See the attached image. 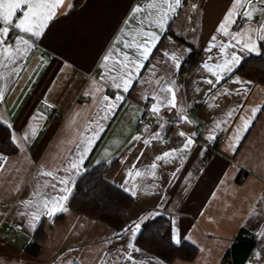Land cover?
Wrapping results in <instances>:
<instances>
[{
	"label": "crops",
	"instance_id": "obj_1",
	"mask_svg": "<svg viewBox=\"0 0 264 264\" xmlns=\"http://www.w3.org/2000/svg\"><path fill=\"white\" fill-rule=\"evenodd\" d=\"M139 2L63 0L42 36L17 64L0 69L6 74L0 79V122L10 129L14 145L11 153L0 149V264H128L122 254L128 243L140 249L132 252L137 264H229L230 250L247 234L255 235L256 241L245 264H264V84L237 73L249 56L264 55V0H241L242 6L233 0H182L175 19L159 32L138 83L123 93L112 84L120 69L111 70L118 55L127 51L122 42L141 38L139 21L148 9L146 5L137 14ZM230 9L236 15L235 23L227 26L229 32L242 33L241 44L254 41L255 52L239 47H229L223 54L218 48L208 51L213 35L217 44L232 40L217 30ZM253 9L250 20L241 19ZM19 35L17 30L10 32V46L15 47ZM164 52L179 57L178 70ZM194 52L200 53L199 59L182 72ZM233 52L239 62L231 73L225 71L214 86L207 84V79L215 78L203 63H220L217 57ZM170 80L179 118L176 130L157 125L144 112L148 97L165 95L157 90ZM117 95L123 100L104 99ZM152 100L155 105L157 100ZM106 104L118 106L106 109ZM166 107L172 106L157 112ZM54 111L59 116L51 118ZM142 117L146 123L139 125ZM181 132L193 144L174 153V158L157 161L165 151L181 147ZM222 135L225 141L217 145ZM212 149L214 156L199 175ZM73 162L80 165L78 172L72 169ZM114 162L117 167L105 178L133 198L121 230L69 206L81 174ZM153 163L155 169L150 167ZM136 171L141 176H135ZM42 173L68 181L67 199L51 216L42 207L44 195L52 192L51 178ZM34 212L41 218L33 220ZM58 215L61 218L55 220ZM138 217L147 218L132 240ZM159 217L169 222L164 239L176 246H194L193 259L166 261L137 243L145 222ZM43 220L45 236L37 241L35 233ZM14 224L23 229L4 230ZM31 245L36 248L30 249Z\"/></svg>",
	"mask_w": 264,
	"mask_h": 264
},
{
	"label": "snow or ice",
	"instance_id": "obj_2",
	"mask_svg": "<svg viewBox=\"0 0 264 264\" xmlns=\"http://www.w3.org/2000/svg\"><path fill=\"white\" fill-rule=\"evenodd\" d=\"M236 5H241V0H233ZM63 0H0V69L8 68L10 65H16L18 59L23 53H26L29 48L32 47V42L38 40L43 32L45 31L49 21L54 17L57 9L62 6ZM182 6V0H150L147 3L148 11L142 16L139 23L141 25L140 29V39L135 36L130 37V39L123 41L124 51L122 54L118 55L117 59L114 61V68L111 71H115V68H119L120 72L112 76V84L118 91L127 93L130 90V86L134 83H138L140 79V72L144 70L145 63L148 62L152 56V52L156 47L158 40L160 39L159 32L165 30L166 24L172 19H175L178 14L177 10ZM195 7V5H193ZM252 11H246L241 17V19L247 22L252 18ZM135 12L140 14L143 12L142 7L137 6ZM155 13V15L153 14ZM236 15L234 9H230L225 13V18L221 23L218 24V31L222 33L224 37H229L231 35V41H221L219 44L215 43L217 37L213 35L210 38V44L208 51L211 52L214 48L223 54L225 50L229 47L240 50L247 49L248 52H255V42L248 39L243 44H241L238 39L239 35L242 33H230L228 30V25L235 23L233 17ZM147 30H145V26ZM155 30H152V29ZM12 30H17L21 35L15 39V47L10 46L9 34ZM264 39V36L261 37ZM134 52V55L130 53ZM259 54V53H257ZM111 55V54H110ZM163 55L168 57L171 61L175 62L174 67L176 70L180 68L179 57L172 53L164 52ZM220 63H215L210 65L205 61L202 68L205 69L213 79H207L206 83L209 85H215L223 79V73L227 71L229 74L232 71V66L239 62V57L233 52L231 55H223L222 57H217ZM212 60V57H209ZM159 63H165V61H160ZM15 71V68H12ZM6 74L0 72V79L5 78ZM239 82V81H237ZM157 83H160L158 78ZM158 93H163L165 95H157L154 97H148V99H155L157 103L151 106L152 112H157L160 107L172 106L176 107L175 101V91H174V81H168L167 83L161 84ZM170 97V98H169ZM105 101H117L123 100L121 95L115 97H104ZM117 104H106V109H114ZM255 109H253V114H255ZM232 114L229 113V116ZM105 119L107 116L104 117ZM248 121L244 122L243 130H247ZM33 134L35 132L33 131ZM181 137H184V141L180 148L173 150H168L156 157L157 161L164 160L166 157H173L174 153L180 152L182 149H188L190 145L193 144V140L190 137H186V134L181 132ZM27 138V137H25ZM211 138V137H210ZM139 139V138H138ZM147 144L148 142L145 141ZM83 159V157H81ZM72 169L78 172L80 165L77 162L71 164ZM152 169L157 167L156 163L150 166ZM42 175L50 177V183L48 187L52 189V192L45 194L43 198V211L45 215L51 216L60 208L61 202L67 199V193L69 191L68 181L61 177L52 176L51 173H42ZM133 175V173H129ZM135 176H141L140 171L134 173ZM63 186V187H61ZM63 192L65 195L61 196L58 193ZM135 195V193H133ZM40 215L37 212L32 213V219H40ZM147 217H138L137 222L133 224V231L130 239L134 240L136 233L141 230V222ZM125 233L128 229L124 230ZM177 243L180 240L177 239ZM140 249L135 247L133 243H128L126 248L122 250L123 258L126 259L128 264H137L132 252H139ZM117 261L121 260V256L116 257ZM106 264L108 262L106 261Z\"/></svg>",
	"mask_w": 264,
	"mask_h": 264
},
{
	"label": "trees",
	"instance_id": "obj_3",
	"mask_svg": "<svg viewBox=\"0 0 264 264\" xmlns=\"http://www.w3.org/2000/svg\"><path fill=\"white\" fill-rule=\"evenodd\" d=\"M81 1L76 0V3ZM199 57V52L190 54L183 63L182 72L192 68ZM237 73L244 78L264 84V55L249 56L242 62ZM0 149L6 153L14 151L11 131L2 122H0ZM116 167L117 162L111 165L99 164L81 174L75 184V192L69 206L82 215L102 222L116 230H121L127 222L133 198L105 178V173ZM60 218L61 215H58L55 220ZM44 224L45 221L43 220L36 230L35 238L37 241L42 240L45 236ZM168 224V220L163 217L145 222L137 243L166 261H172L175 258L193 259L197 253L194 246L188 244L176 246L164 239V232ZM255 241L256 236L250 234L239 238L230 250L229 264H245ZM29 248L33 249L36 246L31 245Z\"/></svg>",
	"mask_w": 264,
	"mask_h": 264
},
{
	"label": "built area",
	"instance_id": "obj_4",
	"mask_svg": "<svg viewBox=\"0 0 264 264\" xmlns=\"http://www.w3.org/2000/svg\"><path fill=\"white\" fill-rule=\"evenodd\" d=\"M139 4L141 7H145L147 5V2L145 0H140ZM9 42H10V45L13 44L12 36L9 38ZM154 103H155L154 100L151 99L145 104V106H144L145 115H152L154 117L155 123L157 125L158 124H164L169 128V130H176L179 126V118L176 114L175 109L173 107H166L159 112H152L151 106H153ZM58 116H59V113L57 111H54L52 113L51 118H56ZM145 123H146V117H142L138 121L139 125H142ZM167 141H168L167 138L163 139V142H167ZM224 141H225V137L222 135L221 137L218 138L217 145L223 143ZM214 152H215V149H212L211 153H209V155L207 157H205V159H203V161L201 163V168L198 171L199 175H203L205 173L206 167L210 164V162L214 156ZM242 178L245 179L246 174H244ZM22 229H23V226L21 224H14V225L4 227V230L7 232H10V233H12L16 230H22ZM223 264H228V262H225Z\"/></svg>",
	"mask_w": 264,
	"mask_h": 264
}]
</instances>
